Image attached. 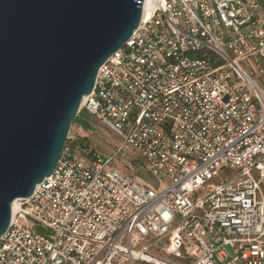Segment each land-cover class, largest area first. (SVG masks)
<instances>
[{"label":"built area","instance_id":"built-area-1","mask_svg":"<svg viewBox=\"0 0 264 264\" xmlns=\"http://www.w3.org/2000/svg\"><path fill=\"white\" fill-rule=\"evenodd\" d=\"M81 110L116 153L69 137L0 264H264V0H144Z\"/></svg>","mask_w":264,"mask_h":264},{"label":"water","instance_id":"water-1","mask_svg":"<svg viewBox=\"0 0 264 264\" xmlns=\"http://www.w3.org/2000/svg\"><path fill=\"white\" fill-rule=\"evenodd\" d=\"M144 0H0V239L51 176L98 71Z\"/></svg>","mask_w":264,"mask_h":264},{"label":"rangeland","instance_id":"rangeland-1","mask_svg":"<svg viewBox=\"0 0 264 264\" xmlns=\"http://www.w3.org/2000/svg\"><path fill=\"white\" fill-rule=\"evenodd\" d=\"M81 119L78 123H73L69 137L74 136L80 139H85L89 142L91 148L95 149L98 153L105 156H111L116 153L117 147L120 144L119 137L111 130L101 124L95 117L87 114L86 111L81 110L79 115ZM88 126H82L81 124ZM79 125L81 126V135L78 136L77 130ZM85 136V137H84ZM128 155L129 158H125ZM138 155L133 150H130L127 154L119 155L118 160L127 167L131 166V160L137 159ZM138 169H135L134 175L138 176ZM41 232V231H40ZM43 233V232H41ZM145 264V263H140Z\"/></svg>","mask_w":264,"mask_h":264},{"label":"trees","instance_id":"trees-1","mask_svg":"<svg viewBox=\"0 0 264 264\" xmlns=\"http://www.w3.org/2000/svg\"><path fill=\"white\" fill-rule=\"evenodd\" d=\"M80 117L78 116L76 119H75V121L73 122V123H78L79 121H80ZM82 126H86V128L88 127L87 125H86V123L84 124H81ZM79 139V141L82 143V145L83 146H85V147H90V145H89V142L86 140L87 138H85V139H80V138H78ZM69 144V142L67 143V145ZM132 164L133 165H135L136 167H138V169H139V173H141V174H143V171H142V169H141V167H140V164H139V160H134V161H132Z\"/></svg>","mask_w":264,"mask_h":264},{"label":"bare ground","instance_id":"bare-ground-1","mask_svg":"<svg viewBox=\"0 0 264 264\" xmlns=\"http://www.w3.org/2000/svg\"><path fill=\"white\" fill-rule=\"evenodd\" d=\"M85 99L86 98H84L82 104H84ZM18 209H19V200L15 201L14 204H13V216L16 214V212H17Z\"/></svg>","mask_w":264,"mask_h":264},{"label":"crops","instance_id":"crops-1","mask_svg":"<svg viewBox=\"0 0 264 264\" xmlns=\"http://www.w3.org/2000/svg\"><path fill=\"white\" fill-rule=\"evenodd\" d=\"M81 126L79 125V127H78V130H77V133H78V136H80V137H83L82 135H81ZM85 137V136H84Z\"/></svg>","mask_w":264,"mask_h":264}]
</instances>
